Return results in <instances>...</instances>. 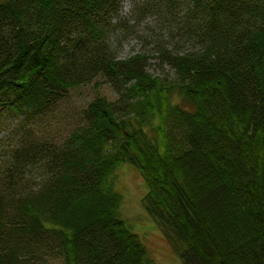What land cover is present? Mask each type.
<instances>
[{
    "label": "trees",
    "instance_id": "obj_1",
    "mask_svg": "<svg viewBox=\"0 0 264 264\" xmlns=\"http://www.w3.org/2000/svg\"><path fill=\"white\" fill-rule=\"evenodd\" d=\"M121 1H0V117L39 120L99 76L119 95L61 139L31 132L11 150L0 264H153L122 216L125 163L184 264H264V0H162L168 77L147 53L112 54Z\"/></svg>",
    "mask_w": 264,
    "mask_h": 264
},
{
    "label": "rangeland",
    "instance_id": "obj_2",
    "mask_svg": "<svg viewBox=\"0 0 264 264\" xmlns=\"http://www.w3.org/2000/svg\"><path fill=\"white\" fill-rule=\"evenodd\" d=\"M162 3V0H122L119 13L111 20V32L106 40L112 54L118 59H125L139 52L147 53L148 70L155 75L168 77L174 76V72L169 65L162 64L159 54L155 51L157 44L163 41L173 45L168 36L171 31L169 17L164 8L160 7L163 6ZM97 96H104L109 101L119 98L111 84L99 76L87 84L71 89L56 109L39 120L2 115L0 183L4 175L3 167L9 162L11 150L18 147L27 133L32 132L30 139L36 135L61 139L78 125L81 112ZM174 100L186 105L178 96H175ZM114 180L117 190L123 196L122 216L134 232L140 235L150 253L152 263L184 264L175 243L163 234L144 206L143 199L148 189L143 173L133 165L125 163L117 169Z\"/></svg>",
    "mask_w": 264,
    "mask_h": 264
}]
</instances>
